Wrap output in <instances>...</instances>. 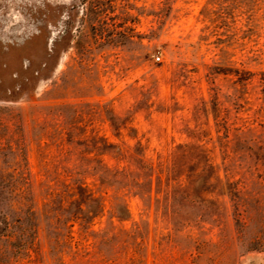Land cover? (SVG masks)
<instances>
[{"label": "rangeland", "instance_id": "obj_1", "mask_svg": "<svg viewBox=\"0 0 264 264\" xmlns=\"http://www.w3.org/2000/svg\"><path fill=\"white\" fill-rule=\"evenodd\" d=\"M0 217V264H264V0H0Z\"/></svg>", "mask_w": 264, "mask_h": 264}, {"label": "trees", "instance_id": "obj_2", "mask_svg": "<svg viewBox=\"0 0 264 264\" xmlns=\"http://www.w3.org/2000/svg\"><path fill=\"white\" fill-rule=\"evenodd\" d=\"M55 11H52L50 15L44 17V71H48L52 67V63H56L58 59V55L62 51V46H61V38H55L52 41L51 47H48L47 42H46V33L48 32V26L51 24L54 25L56 23L57 15L54 13ZM99 13V10L97 11ZM55 26V25H54ZM95 38L98 41L103 40L105 37L104 36H95ZM105 40V39H104ZM53 64V65H54ZM5 225V226H3ZM0 226H3L4 228L6 226V221L3 217H0Z\"/></svg>", "mask_w": 264, "mask_h": 264}, {"label": "built area", "instance_id": "obj_3", "mask_svg": "<svg viewBox=\"0 0 264 264\" xmlns=\"http://www.w3.org/2000/svg\"><path fill=\"white\" fill-rule=\"evenodd\" d=\"M156 59L159 60V57H157Z\"/></svg>", "mask_w": 264, "mask_h": 264}]
</instances>
